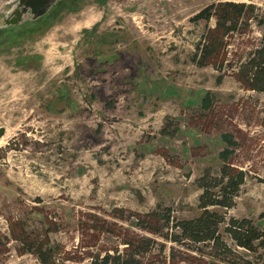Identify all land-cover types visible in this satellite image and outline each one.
Listing matches in <instances>:
<instances>
[{
    "label": "rangeland",
    "instance_id": "374dc122",
    "mask_svg": "<svg viewBox=\"0 0 264 264\" xmlns=\"http://www.w3.org/2000/svg\"><path fill=\"white\" fill-rule=\"evenodd\" d=\"M220 2L258 9L221 71L193 62ZM263 32L264 0H0V264L40 244L56 264H264L227 232L264 233V94L236 78ZM227 164L246 174L212 208L227 249L174 242Z\"/></svg>",
    "mask_w": 264,
    "mask_h": 264
},
{
    "label": "trees",
    "instance_id": "16d2710c",
    "mask_svg": "<svg viewBox=\"0 0 264 264\" xmlns=\"http://www.w3.org/2000/svg\"><path fill=\"white\" fill-rule=\"evenodd\" d=\"M257 7L234 2H220L208 6L200 12L195 21L216 20L214 28H210L205 33L203 40L198 44L196 53L193 56V62L199 66L213 65L221 71L217 62L222 54L225 53L229 43L226 39L231 35L240 33L243 29L250 26L249 21L256 20ZM263 24V22H260ZM244 32V31H243ZM226 56V55H224ZM236 78L245 90L264 94V32L261 45L251 52L238 67ZM246 174L235 168L231 164L223 166L219 178H208L202 181L203 194L200 196L201 214L192 220L179 221L175 227L179 231L172 240L181 243L185 240L194 243H212L213 246L224 247L219 236L220 226L224 223V216L214 211L212 208L229 209L234 204V199L243 186ZM166 220L169 218L164 216ZM227 232L237 246L248 251H255L256 243H261L264 233L254 227L251 221L232 220ZM28 244L27 241H24ZM34 252L41 264H56L54 261V252L45 245L33 247L31 245L25 252ZM101 264H133V256L130 260L123 259L120 255L115 257L106 255Z\"/></svg>",
    "mask_w": 264,
    "mask_h": 264
}]
</instances>
